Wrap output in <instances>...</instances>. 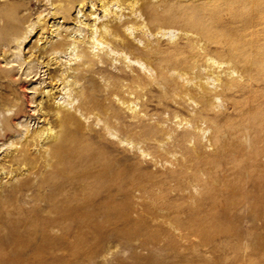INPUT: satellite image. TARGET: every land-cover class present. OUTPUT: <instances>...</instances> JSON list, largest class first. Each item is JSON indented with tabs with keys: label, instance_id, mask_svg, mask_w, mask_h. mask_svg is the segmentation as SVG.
<instances>
[{
	"label": "bare ground",
	"instance_id": "obj_1",
	"mask_svg": "<svg viewBox=\"0 0 264 264\" xmlns=\"http://www.w3.org/2000/svg\"><path fill=\"white\" fill-rule=\"evenodd\" d=\"M35 4L51 8L34 18ZM171 29L180 39L162 41ZM0 57V264H64L65 235L78 247L118 222L124 238L205 248L231 235L238 255L219 264H264V0H0ZM43 65L51 89L28 102L45 123L17 130V71Z\"/></svg>",
	"mask_w": 264,
	"mask_h": 264
},
{
	"label": "rangeland",
	"instance_id": "obj_2",
	"mask_svg": "<svg viewBox=\"0 0 264 264\" xmlns=\"http://www.w3.org/2000/svg\"><path fill=\"white\" fill-rule=\"evenodd\" d=\"M41 4H35L32 8L34 18L38 14L39 11L45 10L44 15L47 14V12L50 10L51 6L49 8H41ZM116 11H121L118 8H114ZM38 11V12H37ZM37 12V14H35ZM84 12V11H83ZM125 13H128L129 11H124ZM98 16L101 17L99 22L102 21L103 18V12L99 8L97 10ZM78 14V10L76 12ZM80 17H82V20L85 19V16L83 13L80 14ZM230 18V17H229ZM124 19V16L123 18ZM36 20V19H35ZM53 23L51 21L50 25ZM58 23V21H57ZM60 23H63V20H60ZM77 25L82 27V24L79 22ZM63 27H68V25L63 24ZM75 24L70 25V29L74 28ZM164 34V35H163ZM181 31L176 29L171 30H164L162 33H160L158 36L161 38L162 41H167L169 39H180ZM150 38L153 39L154 37L149 34ZM38 35H35V33L32 34L31 38L32 41H30V38L27 40L25 44L22 45L20 51H21V57L24 59L28 57L30 53V46L35 43ZM97 38V37H96ZM30 43V44H29ZM43 42L40 41V44ZM28 44V45H27ZM139 45L142 46L143 43L139 42ZM104 50H108L111 56H118L115 55L113 52H111V49L108 48L106 45H102L96 42L94 47L92 48V51L94 53L103 52ZM59 60L63 64L70 65V55H58ZM128 63L131 65H135L139 68L142 66L138 63H135L133 61L127 60ZM0 64L3 67H6V62L3 61V59L0 57ZM120 63L117 61H114L113 63V71L117 72L115 69V66H119ZM17 63L13 62L8 67H16ZM26 65H24L25 67ZM226 67V65H223L218 70H223ZM143 73H145L143 71ZM147 76L153 77L154 72L146 71ZM34 76V74L32 75ZM224 76V75H223ZM234 76H237L235 74ZM23 79V83L17 82V86L15 87L18 92H20L22 96L23 102L26 104V115H22L15 119L14 125L17 130L23 131L25 129L34 130L38 127L42 126L44 122V118L42 117L37 103H30L28 102V99L31 100L34 98V100L37 101V98L40 96L41 92L44 90L47 91L51 89L50 79H49V70L46 66H41L40 69H38V74L31 79L29 77L27 80L24 78V68L17 71L16 79ZM212 82V80H211ZM23 86V88H21ZM211 88L214 87L213 84L210 85ZM155 95H157V92H155ZM44 94H41V97H43ZM40 101V98L38 99V102ZM63 101V100H62ZM61 101V102H62ZM60 102V103H61ZM220 103V101H219ZM218 103V104H219ZM77 103H75L76 105ZM224 104L220 105V109L225 110ZM196 107V105H193ZM193 107L191 106L190 109ZM151 113H154L152 111ZM159 113V112H157ZM162 113L164 117H168L169 113ZM6 114V112L4 113ZM3 113H0V116L4 115ZM10 115L13 114V112L9 113ZM131 114V112H129ZM146 123H154L157 120V116H153L151 120L150 116H145ZM84 119V118H83ZM92 120V119H91ZM128 120L138 122L137 119L128 117ZM90 121V120H89ZM88 123V122H87ZM172 124L175 127H178V131L183 130V125L176 126L174 122L169 121L167 124ZM102 125V124H101ZM99 129L100 126H97ZM210 130L206 132V135L210 134ZM16 132H13L15 134ZM112 140L117 142L116 137H112ZM116 139V140H115ZM2 143V142H1ZM5 148L4 146L0 150V160H2L3 155L5 154ZM208 151L212 150V147L207 148ZM134 152L126 153L129 154L130 161L131 162H137L139 159L138 155H134ZM139 154V153H138ZM142 159L144 160V163L142 164V167L151 170V171H159L165 170L161 166V163L155 164L154 161L150 159V157L145 158L142 156ZM166 166L171 167L168 163L165 164ZM7 179L3 180V183L6 182ZM106 194L101 193L98 196V204L103 202L105 200ZM100 198V199H99ZM133 200V199H132ZM135 200V199H134ZM29 204L28 206H30ZM100 209H98L97 212L100 213ZM135 217V216H134ZM132 227V226H131ZM130 228V227H129ZM123 230H127L125 227V224L123 222L115 223L114 225H108L105 227L101 233L97 234L89 240V243H86L85 245H78L77 246V237L74 234L65 235L64 236V247L63 251L60 253L64 254L65 257V263L64 264H219V260L221 258L228 259L230 257H235L238 255V245L235 242H229L226 237H229L231 235L224 236L218 241H214L212 245L208 248H205L203 246H195L192 243L188 244V241L180 239L178 236H161V237H153V238H144V236L140 237L135 231H130V236L128 238H124L123 235L120 232H123ZM130 230V229H129ZM155 228H150L149 232H154ZM159 240L161 242H159ZM176 242V243H175ZM168 244V245H167ZM182 244V245H180ZM226 244L229 245V249H226ZM179 246V247H177ZM251 252H253V248L250 249ZM260 252H257V255H253L254 258H259L262 255L258 256ZM251 257V258H253ZM228 264H236L235 261L228 263Z\"/></svg>",
	"mask_w": 264,
	"mask_h": 264
}]
</instances>
